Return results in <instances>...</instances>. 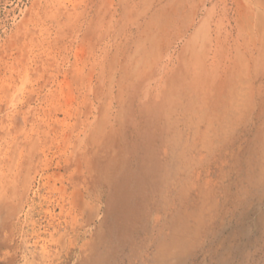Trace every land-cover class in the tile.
I'll list each match as a JSON object with an SVG mask.
<instances>
[{
    "label": "rangeland",
    "instance_id": "1",
    "mask_svg": "<svg viewBox=\"0 0 264 264\" xmlns=\"http://www.w3.org/2000/svg\"><path fill=\"white\" fill-rule=\"evenodd\" d=\"M0 264H264V0H0Z\"/></svg>",
    "mask_w": 264,
    "mask_h": 264
},
{
    "label": "bare ground",
    "instance_id": "2",
    "mask_svg": "<svg viewBox=\"0 0 264 264\" xmlns=\"http://www.w3.org/2000/svg\"><path fill=\"white\" fill-rule=\"evenodd\" d=\"M233 6L237 8V7H238V4H237L236 2H234V3H233ZM169 7L173 8V4H172V6H169ZM230 9H231V8H230ZM236 10H239V9H236ZM225 11H227V10H225ZM167 12H168V11H167ZM238 12H239V11H238ZM240 12H241V11H240ZM169 13H170L171 15H173V16H175V15H176L177 17L179 16V14H178L177 12H173L172 9H171V11L169 10ZM242 13H243V14H241V13H237V12H235V13L232 12V15H233V16H230L229 20H232L234 17H235V18H234V20L231 21L230 24H232V23H236V24H235V27H236V26L238 27V26H239L238 24H240V25L243 24V23L245 22V18H243V16L245 17L244 14H246V13H245L244 11H243ZM167 14H168V13H167ZM226 15H227V14H226ZM180 16H181V15H180ZM243 19H244V20H243ZM179 20H180V19H179Z\"/></svg>",
    "mask_w": 264,
    "mask_h": 264
}]
</instances>
